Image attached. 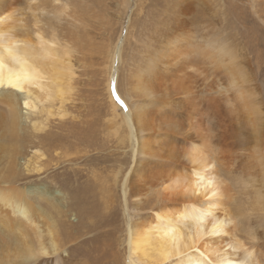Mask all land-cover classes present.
I'll return each instance as SVG.
<instances>
[{"label":"bare ground","instance_id":"1","mask_svg":"<svg viewBox=\"0 0 264 264\" xmlns=\"http://www.w3.org/2000/svg\"><path fill=\"white\" fill-rule=\"evenodd\" d=\"M132 1L0 0V264H76L77 247L96 264H264V109L250 59L206 0H165L158 17L146 13L154 0ZM124 14L113 47L106 31ZM87 68L104 77L92 95L103 86L109 131L129 150L118 177L94 168L112 155L63 156L67 130L86 122ZM29 177L43 182L21 187Z\"/></svg>","mask_w":264,"mask_h":264},{"label":"rangeland","instance_id":"2","mask_svg":"<svg viewBox=\"0 0 264 264\" xmlns=\"http://www.w3.org/2000/svg\"><path fill=\"white\" fill-rule=\"evenodd\" d=\"M105 1H106V4H111V3H116L118 1L121 2L122 0H105ZM135 1L136 0L132 1L133 6H134ZM206 1L211 6V9L214 15L217 16L218 22L221 23L222 19L225 20V22L221 23L222 25L221 27L223 28L222 29L223 36L230 39L232 43L235 44V46L238 48V52H236L237 56L239 57V55H241L245 59H250L252 71L254 72L253 74L255 75L257 82H258V85H256L253 89L255 90L256 96L257 97L260 96V98H262V102H259V103H261L264 109V61L261 65V69L259 68L257 64L258 63L257 56L259 54V51H258L259 43L262 44V49H261L262 51L260 55L262 58H264V0H206ZM164 2L165 0H154V3L151 6H148V8L146 9V13L152 10L150 16L158 17L161 14V10H162V7L164 6ZM153 5H155V7ZM104 9L106 8L104 7ZM129 15H130V12H129ZM149 22L151 23V19L149 20ZM122 23H124V26L121 23L114 21L113 26L109 27L108 30L106 29L107 35H106V38L104 39L106 42L111 43L113 47H116L119 41L121 32H123V34L125 35L124 33L125 27L127 26V15L126 14H124L123 16ZM140 23H141V19L138 20L137 28H135V31H137L136 29H138V27L140 26ZM91 29H93V31H95V34L98 35L95 42L98 43L100 41L101 44H105V42L102 41V37H99V35H102L103 33L102 30L99 28H95V27H91ZM146 29H151L150 24L146 26ZM144 35L147 37L146 33H144ZM136 36H137V32H136ZM132 39H135V38L132 37ZM134 59H135V56L132 57L129 55L127 63L132 64L133 62H135ZM90 63H93V62L89 61L88 66ZM98 67H100V64L98 65ZM259 69L261 71H259ZM83 70H84L83 72L85 73L83 76L84 86H80L79 88L84 89V97H86V104L88 105V108H86V110L83 113V115L86 116V122H85V125H79L77 127H73L74 129L72 130L71 129L67 130V132L70 135V140L69 141L65 140L64 142L63 156L69 155L71 159L73 160H77L82 156V159L76 162V163L82 164V162H86L84 158L85 156H90V155H93L94 153L99 154L98 156H102V158L112 155L111 157H109V162L104 163V160L101 159L100 162H97L95 164L94 168H97L96 170L104 174L105 176L118 177L119 174L121 173V169L123 171L126 169V164L129 161V155H128L129 150L124 146V144L119 142V140L117 139L115 135H112L113 132L109 131L110 129L107 126V122L109 120V117L112 115V113L110 109L108 108L109 106L108 101L107 100L105 101L104 94H102V92L104 93L103 86H101V88L99 87L100 91L96 99L92 95V92H91L93 91V89H91V87H93L92 85L102 84L104 77L98 76V74L96 73L93 74L90 71V68L83 69ZM85 71H87V73ZM92 81L94 82V84L92 83ZM100 93L102 96L99 95ZM102 103L104 104V106ZM82 139H84L87 143H90L94 146L96 144L95 148L98 149L99 153L97 151H93L92 149L94 148H89L87 146V143H84ZM27 151L30 156L32 150L28 149ZM64 160L70 163L75 162L72 160L68 161V159L66 158H64ZM22 162H25V160L24 161L22 160L21 163ZM25 180L23 181L24 183L22 182L21 187L30 188L29 186H31L30 184H32L34 180L38 181L37 183H40V184L41 182H43L41 181L42 179L40 177L39 179H35V178L33 179L29 177L28 181L27 179ZM64 181L65 182H62V181H59V182L62 183L66 187V184H65L66 180ZM59 182H58V185L52 184V187L54 190H59L61 188V185ZM113 182H114V179H111L110 182H107V183L112 185ZM101 184L102 186L106 185L105 183H101ZM116 192H117V197L114 199L113 207H115L120 213L119 228L123 230L122 227L124 226V219H123L124 210L121 211V209H119V208H122L123 198H122V193L120 192V190H116ZM132 208H133V205H132ZM77 211H78V208H75L74 211L71 210V212H69L67 219L68 221L70 220L69 221V223L71 222L70 224L77 223L78 221L77 214L79 212ZM94 235H96V233L89 235V236H94ZM118 235L119 234H117L116 238L114 239V245L116 241L118 240L117 244L114 247V252L120 255L125 254L126 256L125 249L123 248V246H121V241L123 239L122 236L124 234L123 232H120V235L119 236ZM62 239H64V241L66 240L65 242L67 246L69 247H77L79 246L78 244L79 242L81 243L82 241H84V239L82 240V238L75 237V239H73L72 237L70 238L67 236H65V238L63 237ZM75 240H77V242H75ZM94 244H97V242L87 244V246L88 248H95V247H92ZM74 249H76L74 250V253L77 256L76 264H83L85 261L86 263L84 264H96L95 261H93V257L89 256L91 251L94 252L93 250H89L85 253L83 252L85 249L82 247H77ZM94 254H96V252H94ZM123 255L121 256L123 257ZM121 264H125L124 260H122Z\"/></svg>","mask_w":264,"mask_h":264}]
</instances>
